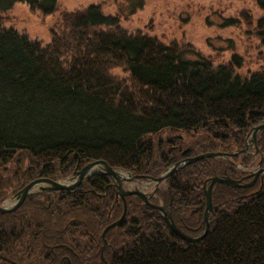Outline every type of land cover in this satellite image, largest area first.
<instances>
[{"label":"trees","instance_id":"trees-1","mask_svg":"<svg viewBox=\"0 0 264 264\" xmlns=\"http://www.w3.org/2000/svg\"><path fill=\"white\" fill-rule=\"evenodd\" d=\"M18 2L49 14L58 0H0V205L35 180H64L93 162L144 182L197 155L239 153L187 163L155 191L153 202L181 232L202 235L205 181L236 179L237 166L253 169L260 159L264 167V130L259 155L240 153L264 122V52L257 70L243 72L237 55L217 64L189 44L129 31L98 5L63 12L44 46L4 27L3 13ZM256 3L263 12L256 23L248 12L228 23L253 28L264 50V0ZM252 191L217 183L210 230L196 243L127 198L104 255L109 264H264V186ZM115 199L102 173L70 191L29 195L0 214V264L100 261V234L124 208Z\"/></svg>","mask_w":264,"mask_h":264},{"label":"rangeland","instance_id":"rangeland-1","mask_svg":"<svg viewBox=\"0 0 264 264\" xmlns=\"http://www.w3.org/2000/svg\"><path fill=\"white\" fill-rule=\"evenodd\" d=\"M90 5L101 6V10L105 15L117 16L118 18H120L121 25L129 31L140 29L143 32L148 33L149 35L158 38L160 41L166 44L173 43L174 41L181 44H189L193 46L201 55L205 57H212L217 64L226 63L230 61L233 56L237 55L243 59V72H247L257 70L262 63L259 56L262 55V52H264V50L260 46V41L256 37L254 29L250 28L243 22L242 24L228 23L230 22L229 20H236L238 18L240 19V21H242L241 16L243 12H248L252 17L253 23H256L257 20L263 15V12L257 6L256 0H58L57 9L49 14L44 13L40 9L33 10L27 3L18 2L7 12L3 13V25L5 28H14L19 33L28 35L31 40H38L45 46L51 41V29L53 27H56V24L61 19L63 12H72L79 9H84ZM113 73L124 76L120 69L115 70ZM252 148H256L255 153L252 152ZM243 151H246V153L250 152L254 156H257V154L259 153L258 144L257 142L254 143L253 135H251V137L247 139L246 148ZM231 154H236L234 157H238L239 155V153ZM201 155L194 156L184 162H179L178 164H180V166L175 171H177L187 163L191 164V159H194ZM223 155L227 154L223 153ZM221 157L226 159L229 158V156ZM205 159H200L198 161H202ZM94 163L96 162L90 163L89 165H92ZM260 165L261 163L258 164L255 168L249 170L244 169L241 165H239V167L237 166V170H239V172L241 171L242 175H240L238 179H234L231 177L228 178L238 181L240 186L230 188L251 189V185H248L252 184V182H255L256 184L258 177H256L255 175H251L248 172L252 171V173H256L258 170L261 171L264 167ZM95 166H97V170H95L96 172L92 174L97 175L105 172L103 165L97 164ZM175 166H173L169 171H171ZM92 168L89 171H91ZM82 169H76L74 174H72V176L70 177L71 179H69L68 181H51L59 182L68 186L74 183L77 184L80 181L79 172ZM175 171H173L172 173H174ZM260 171L259 174L261 173ZM247 175V178H252V181H245L247 180ZM214 177L218 176L216 175L210 177L209 179ZM224 177L219 176L218 178ZM88 178H84L83 180H86ZM110 178L112 179L114 191L116 194L115 201L117 202V204L115 205H118L119 201L121 202V204H123L124 208L119 219L108 223L107 226L103 228L100 234L102 243L101 245H103L100 252V261L92 262L91 264H109L104 255L105 248L108 244L107 235L112 229L121 226L122 223L119 226L111 227L112 224H115L116 222L121 220L122 216L125 213L122 222L124 221L128 207L127 198L137 197L142 200L143 204H146L144 200L137 195H128L125 196L124 199H122L118 195L117 182H114L112 177ZM128 178H135V180H138L131 174ZM130 182L131 181H123L122 187L124 190H143L147 193H151L155 191V189L159 186L156 185L154 181L141 182L138 180L139 183ZM209 186L210 182L203 190L205 205H202V208L200 207V210L203 211L204 218L206 209L205 191L208 190ZM32 190L34 191V193H36L40 190V186H37ZM18 201L19 196L17 195L15 197L7 199L0 206L10 209L14 207L18 203ZM159 204L164 208L166 214L170 215L166 211V207L163 206L164 204L162 202H160ZM115 205H112V209L115 207ZM157 211L164 216V212L159 210ZM213 213L214 205L212 212H209L208 215L209 224L211 221L210 215ZM172 220L174 221L173 216ZM109 227L111 228L108 229Z\"/></svg>","mask_w":264,"mask_h":264},{"label":"water","instance_id":"water-1","mask_svg":"<svg viewBox=\"0 0 264 264\" xmlns=\"http://www.w3.org/2000/svg\"><path fill=\"white\" fill-rule=\"evenodd\" d=\"M262 129H264V123H262L261 125L255 127L253 129V141H254V143H256V141H257V133L260 130H262ZM235 155L236 154L223 155V154H220V153H217V154H206V155H201V156H198V157H196L194 159H191L190 162L198 161L200 159H205V158H213V157H220V156H229V157H232V156H235ZM97 164L103 165V167L105 169V172L103 174H105L107 176H111L113 178L114 182H117L118 195L122 199H124V197L125 196H128V195H137L140 198H142L145 203L149 204L147 196L144 195L143 193H141L140 191H129V190H124L123 189V187H122L123 180L118 179V177H117V171L115 169L109 167L105 162H96V163H94L92 165H88L87 167L83 168L79 172V177H80L79 179H80V181L77 184H75V185H71V186L69 185L68 186V185H64L62 183L54 182V181L47 180V179H39V180H36L34 182L29 183L18 194V196H19L18 203L14 207H12L10 209L5 208L3 206H0V214L11 213V212L17 210L25 202V200L28 197V195L30 194L31 190L34 189L37 186H40L42 191H49V192L74 189L77 185L81 184L82 180L84 178H86V176L89 175V173H90L89 170L93 166H95ZM179 166H180V164H177L167 174H165V175L161 176L160 178H158L156 180V182L157 183H160L165 177H167L169 174H171L173 171H175ZM255 176L257 177V174ZM132 180H135V178H130V179L127 178L124 181H132ZM209 182H210V186H209L208 190L205 191V196H206V209H205V218H204L205 232L200 237H198V238H190V237L186 236L185 234H183L182 232H180L177 229L174 221L172 220V215L171 214L170 215H167L166 212H165V210H164V208L162 206H160V205H153V207L155 209L164 212L165 220L169 224V227L171 228L172 232L175 233L177 236H179L181 239L187 240L189 242H196V241L202 239L208 233V228H209V217H208V215H209V212H212V210H213L212 189H213V187H214V185L216 183H221V184H224V185L229 186V187H239L240 186V184H239L238 181H235V180L230 179L228 177H224V178L214 177V178H211V179H209V180H207L205 182L204 188L207 186V184ZM252 184H254V182H252ZM252 184H249L248 186H250ZM124 215H125V213H124ZM124 215L122 216L121 220H119L115 224H112L111 227L119 226L122 223V219L124 218ZM111 227H109L108 229H110Z\"/></svg>","mask_w":264,"mask_h":264},{"label":"bare ground","instance_id":"bare-ground-1","mask_svg":"<svg viewBox=\"0 0 264 264\" xmlns=\"http://www.w3.org/2000/svg\"><path fill=\"white\" fill-rule=\"evenodd\" d=\"M262 123H264V122H262ZM264 129H262V130H260L258 133H257V138H258V134L260 133V132H262ZM258 154H260V153H258ZM257 154V155H258ZM260 160H262V159H260ZM95 170H97V166H94L93 168H92V170L90 171V173H89V175L88 176H86V178H88V177H94L96 174H92V173H95L96 171ZM121 170H117V177H118V179H120V180H125V179H127L128 177H129V175L127 174V173H125V172H123V171H121ZM104 173V172H103ZM102 173V174H103ZM165 174H167V172L165 173ZM165 174H163V175H165ZM261 174H262V176H261V178H260V181L259 180H257V182H256V184H255V182H254V184H252L251 185V189L253 190L252 192L253 193H256L258 190H260V189H262L263 188V186H264V168H262V170H261ZM109 177H111V176H109ZM166 178V177H165ZM69 179H71L70 177L69 178H66V179H64L65 181H68ZM132 182H138V180H135V181H131L130 183H132ZM139 183V182H138ZM209 184V183H208ZM71 185H75V183L74 184H71ZM70 185V186H71ZM80 185V184H79ZM79 185H77L76 187H78ZM75 187V188H76ZM74 188V189H75ZM71 190H73V189H71ZM33 190H31V192H30V194L29 195H32L33 193H34V191L32 192ZM62 191H70V190H62ZM44 192H47V191H44ZM140 192L141 193H143L144 195H146L147 196V198H148V202H149V204H147V206H149L150 208H153V209H155L154 207H153V205H156L154 202H153V199L156 197V192L155 191H153V192H151V193H147V192H145V191H143V190H140ZM28 195V196H29ZM158 205H160V204H158ZM161 206V205H160ZM201 209V208H200ZM157 210V209H156ZM197 211V210H196ZM164 217V216H163ZM165 218V217H164ZM166 221V220H165ZM167 223V222H166ZM168 224V223H167ZM168 226H169V224H168ZM209 230H210V224H209V228H208V232H209ZM204 232H205V230H204ZM203 232V233H204ZM207 235V234H206ZM206 235L202 238V239H200V240H198V241H196V242H199V241H201V240H203L205 237H206ZM186 236H188V235H186ZM201 236V235H200ZM200 236H198V237H200ZM188 237H190V236H188ZM198 237H195V238H198ZM191 238V237H190ZM184 240V239H183ZM184 241H186V242H189V241H187V240H184ZM196 242H189V243H196Z\"/></svg>","mask_w":264,"mask_h":264},{"label":"flooded vegetation","instance_id":"flooded-vegetation-1","mask_svg":"<svg viewBox=\"0 0 264 264\" xmlns=\"http://www.w3.org/2000/svg\"><path fill=\"white\" fill-rule=\"evenodd\" d=\"M259 171H260V170H258L256 173H252V171H249L248 173L251 174V175H256V174L258 173V174H257V177H258L257 179L259 180V179L261 178V176H262L261 173L259 174ZM260 172H261V171H260ZM246 174H247V173H246ZM247 177H248V175L246 176V178H247ZM238 178H239V177H238ZM238 178H236V179H238ZM249 178H250V177H249ZM245 181H246V182H250V181H252V178H250V179L247 178V180H245Z\"/></svg>","mask_w":264,"mask_h":264}]
</instances>
